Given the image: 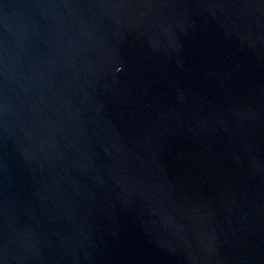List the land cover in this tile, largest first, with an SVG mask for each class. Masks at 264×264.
<instances>
[{
    "label": "water",
    "instance_id": "obj_1",
    "mask_svg": "<svg viewBox=\"0 0 264 264\" xmlns=\"http://www.w3.org/2000/svg\"><path fill=\"white\" fill-rule=\"evenodd\" d=\"M0 264H264V0H0Z\"/></svg>",
    "mask_w": 264,
    "mask_h": 264
}]
</instances>
